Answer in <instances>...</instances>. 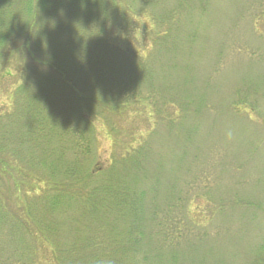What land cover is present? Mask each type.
I'll return each mask as SVG.
<instances>
[{
	"label": "rangeland",
	"instance_id": "1",
	"mask_svg": "<svg viewBox=\"0 0 264 264\" xmlns=\"http://www.w3.org/2000/svg\"><path fill=\"white\" fill-rule=\"evenodd\" d=\"M122 7L105 42L129 58L141 93L122 96L112 112L91 114V168L148 149L146 177L137 178L147 191L155 185L154 205L173 207L156 212L162 229L188 234L172 264H264V0H123ZM38 38L36 55L12 52L1 72L3 126L25 80L55 76L43 64L54 44L42 33ZM21 164L17 177H0V210L8 215L32 208L42 188V166ZM25 179L26 188L18 182ZM59 223L58 241L69 242L73 221ZM20 226L0 235V258L15 264L10 258L29 243L37 252L32 262L44 264L50 249ZM148 238L162 254L158 260L152 249L149 264H170L171 247Z\"/></svg>",
	"mask_w": 264,
	"mask_h": 264
},
{
	"label": "trees",
	"instance_id": "2",
	"mask_svg": "<svg viewBox=\"0 0 264 264\" xmlns=\"http://www.w3.org/2000/svg\"><path fill=\"white\" fill-rule=\"evenodd\" d=\"M122 1L0 0V77L10 53L37 54L42 46L39 34L54 44L43 64L55 76L25 80L15 92L10 121L6 126L0 122V177H17L24 162L44 170L32 208L29 205L20 216L0 210V235L14 234L21 225L38 244L42 238L41 245L50 249L41 256L44 264H149L152 249L158 250L154 258L161 260L162 255L149 236L171 247L172 264L179 261L177 250L188 238L186 233L162 229L156 212L173 207L154 205L155 185L147 191L137 178L146 177L142 172L146 173L148 149L112 159L100 171L91 168L95 145L91 114L96 109L112 112L122 96L130 100L141 93L129 58L105 42L109 26L118 27ZM27 181L24 185L18 180L25 188ZM60 218L73 221L66 243L58 241ZM30 248L27 243L24 254L17 252L10 259L35 264L37 252ZM6 258H0V264Z\"/></svg>",
	"mask_w": 264,
	"mask_h": 264
}]
</instances>
